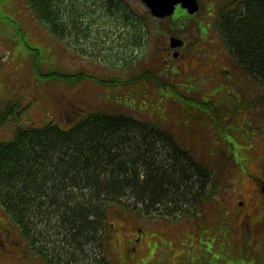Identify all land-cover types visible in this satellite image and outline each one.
<instances>
[{
  "label": "rangeland",
  "instance_id": "rangeland-1",
  "mask_svg": "<svg viewBox=\"0 0 264 264\" xmlns=\"http://www.w3.org/2000/svg\"><path fill=\"white\" fill-rule=\"evenodd\" d=\"M76 1L79 11L70 14L90 28L72 27L73 18L63 12V22L57 23L60 37L29 0H0V141L14 138L22 126L55 121L66 128L97 111L158 126L171 133L169 141L187 152L192 163L206 168L203 187L183 204L195 210L169 201L159 205L163 209H154L156 205L148 209L141 200L126 196L108 206L107 228L122 235L144 226L147 235L141 245L148 248L157 239L152 232L157 233L158 246L152 255L145 253L148 264L153 255L159 264H197L200 248L204 255L210 254L203 238L208 231L197 223L205 216L200 211L233 207V264H264V81L244 68L231 69L229 79L219 66L221 62L232 67L218 40L224 0H199V10L183 21L155 17L143 0H122L120 15L114 16L102 0ZM217 3L222 5L213 7ZM134 20L140 22L133 24ZM134 29H142L140 42L134 39ZM172 33L186 39L187 45L183 58L171 55L166 65V41ZM201 53L207 64L197 62ZM53 71L62 76L43 74ZM246 205L255 223L250 221L247 229L239 225ZM216 215L219 221L223 214ZM205 219L210 221L209 216ZM13 220L0 203V222H10L14 231L10 240L0 231V241L6 245L0 246V264H41ZM228 223L226 218L218 231L223 240ZM219 243L212 252L218 256L217 264H231ZM110 250L109 264H118ZM173 253L184 255L183 263Z\"/></svg>",
  "mask_w": 264,
  "mask_h": 264
},
{
  "label": "trees",
  "instance_id": "trees-1",
  "mask_svg": "<svg viewBox=\"0 0 264 264\" xmlns=\"http://www.w3.org/2000/svg\"><path fill=\"white\" fill-rule=\"evenodd\" d=\"M29 3L59 36L63 12L73 18L72 27L90 28L73 16L79 11L76 0ZM121 3L102 0L113 16ZM223 15L233 52L264 81V0H239ZM135 31L138 41L142 29ZM261 99L264 104V94ZM75 121L66 128L55 121L22 126L14 138L0 141V203L37 254L48 250L59 264H98L110 204L132 196L148 209L168 201L182 207L203 187L206 168L169 141L170 132L149 122L103 111Z\"/></svg>",
  "mask_w": 264,
  "mask_h": 264
},
{
  "label": "flooded vegetation",
  "instance_id": "flooded-vegetation-1",
  "mask_svg": "<svg viewBox=\"0 0 264 264\" xmlns=\"http://www.w3.org/2000/svg\"><path fill=\"white\" fill-rule=\"evenodd\" d=\"M222 4H224L223 11L225 12L228 9H234V7L237 4V1L233 2V0H224L222 2ZM222 4L217 3V4H214L213 7H215V5L219 6ZM225 6L227 8L226 10H224ZM209 11H210V13L213 12V8L211 6L209 8ZM194 14L195 13H190L187 8L183 7L182 4L179 3L175 7V12L172 15L166 16V17L175 18V19H177L176 21H183V20H187V18L189 16H192ZM222 14L223 13H221L219 16V25L221 28L220 38L218 36L217 37H218L219 42L221 43L220 47L225 49L224 53H226V52L229 53V54L226 53L229 56H227V55H225V56L227 58V63L229 65H231L232 67H228L224 64H221V62L219 64V60L216 62V65L219 64V66L222 67L221 69L223 71H226L227 77L229 79H231V75H230L231 69H235V68L243 69L244 68V69L248 70L249 72H251V71L244 64V62L233 52V48H231V46L229 45L227 36H226L224 29H223V17H224V15H222ZM181 27H183V26L181 25ZM177 29L178 28H175L173 31L172 30L171 31L175 32ZM169 36L170 37H169L168 41H166L168 43V45H166V47H165L167 57L163 58V61L165 62L166 65H168L170 63V60H171L170 56L171 55L174 58H180V57L183 58L184 53L182 50L187 45L186 39L181 38V37L175 35L174 33H172V35L169 34ZM173 37H177V38L182 39L183 43H181L180 39H172ZM138 42H140V40H138ZM233 53L236 55V57H234V58H233ZM203 54L204 53H201V55L198 56V58H197V62L200 65L208 63L207 59L203 56ZM187 58H189V57H187ZM213 63H215V62H213ZM214 66H215V64H214ZM210 71L213 74V77L217 76V74H216L217 70H215L214 67L210 68ZM261 181L264 182L263 179H261ZM263 192H264V186H263ZM239 203H240L239 205H242V208H243L244 201L240 200ZM239 205H237V207ZM247 207L248 206L246 205L245 209L242 210V220H244V221L241 220V223L239 224L241 227H243L245 229L248 228V224L253 222V221H251V216L253 214L249 209H246ZM163 208H165V207H160V206L158 207L157 206L154 209L160 210ZM195 208L196 207H193V206H182V209L195 210ZM213 209H216V210H213ZM219 209H220L219 207H212L208 211H206V209L203 211H200V214H205V216L201 217L200 220H197V223L202 229H207V231H208L207 233H204L203 238L206 239L205 240V244H206L205 250L208 251L210 254L204 255L203 254V248H200V253L197 257V264H217L218 256L215 254H212L213 249L217 248L216 247L217 242H220L219 243L220 247L224 250V258L229 259L230 263L233 264V207L230 208V211H219ZM239 212L241 213V211H239ZM219 213H222L223 215L219 216V221H218V215H216V214H219ZM225 213L228 214V217L225 216ZM120 214H123V213H120ZM168 216L169 215H167V217ZM206 216L210 217V221L205 219ZM109 218H110V216L107 213L106 221H108ZM226 218H228V220H229L228 230L226 227V228H224L223 231L227 232L225 239L228 241L229 246L227 245V241L223 240L221 235L218 233V231L222 230L221 224H222V222H225ZM124 219H125V217H124ZM184 223L187 224L188 222H184ZM110 224L115 228L114 221H111ZM0 227H1L0 231L2 232L1 234H3L5 236L6 240L14 239L13 226L10 222H8V225H5V223H3L1 221ZM144 229H145L144 226L143 227L138 226L136 229H134L137 231L130 232V233L126 232V233H123L122 235H120V234L116 235L112 231V227H110V228L108 227L106 229V233L102 232L103 238H101V240H100L101 243L99 244V250H98L99 261H98V264H109L110 263V260L107 257V255L110 256L109 255V251L111 252L110 249H112V251H114L116 253L117 257L115 256V259L116 260L118 259V262H119L118 264H138V262H142V264H146L147 263V260H146L147 256L145 255V253L149 252V254H150V252L152 251L151 252V255H152V253L154 252V248L157 247L159 244V241H158L159 236L157 235V233L152 232L151 237L157 238L153 242L154 247H152V248L144 247V245H141L142 241L146 238V235H147V233L144 231ZM180 238H181V236H180ZM15 243H17V240L13 242V244H15ZM0 246L6 247L5 242L1 240ZM7 249L11 250V248H9V247ZM179 253H180V251H179ZM140 254H142L141 257H139ZM172 255H173V257L177 256L179 261L181 263H183L184 255L181 254L178 256L176 254V256H174V253ZM52 257H53L52 254L48 250H45L41 264H59L57 258L50 260ZM158 258H159L158 256L156 257L153 255L152 261H151L152 263H150V264H159L157 262ZM56 261H57V263H56ZM170 264H175V262L170 261Z\"/></svg>",
  "mask_w": 264,
  "mask_h": 264
},
{
  "label": "water",
  "instance_id": "water-1",
  "mask_svg": "<svg viewBox=\"0 0 264 264\" xmlns=\"http://www.w3.org/2000/svg\"><path fill=\"white\" fill-rule=\"evenodd\" d=\"M143 2L151 9L153 15L160 17L173 14L176 5L179 3L187 8L190 13H194L199 9L198 0H143ZM172 39L179 38L173 37ZM181 43H183L182 40Z\"/></svg>",
  "mask_w": 264,
  "mask_h": 264
}]
</instances>
